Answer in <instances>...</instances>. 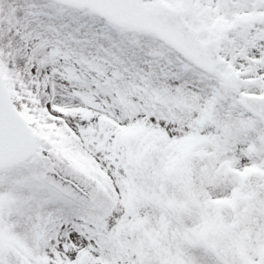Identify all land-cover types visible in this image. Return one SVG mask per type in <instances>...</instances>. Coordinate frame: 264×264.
Instances as JSON below:
<instances>
[{"label":"snow or ice","instance_id":"6c2138e0","mask_svg":"<svg viewBox=\"0 0 264 264\" xmlns=\"http://www.w3.org/2000/svg\"><path fill=\"white\" fill-rule=\"evenodd\" d=\"M0 264H264V0H0Z\"/></svg>","mask_w":264,"mask_h":264}]
</instances>
